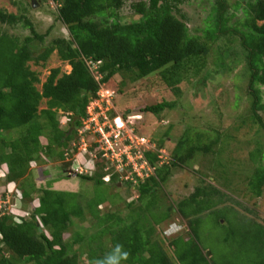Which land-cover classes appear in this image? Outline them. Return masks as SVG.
<instances>
[{
  "label": "trees",
  "instance_id": "trees-1",
  "mask_svg": "<svg viewBox=\"0 0 264 264\" xmlns=\"http://www.w3.org/2000/svg\"><path fill=\"white\" fill-rule=\"evenodd\" d=\"M7 1L13 6L20 3ZM128 1L131 0H47L56 6V21L66 27L69 37L53 39L38 55L32 44H43L44 35L36 34L26 17L27 9L22 8L20 15L0 9V166L5 171L0 194L1 199H6L7 186L14 185V193H21L18 201L27 207L23 212L15 203L9 213L0 215V264H95L117 244L129 253L125 264H264V227L244 220L233 208L226 207L229 195L234 193L227 188L231 185L227 177H215L216 182L222 181L221 187L200 180L191 193L174 206L169 204L163 185L171 170L194 162L199 155H208L219 143L216 139L204 144L199 135L194 140L184 133L176 141L168 164L162 163L160 154L168 130L156 139L149 133L148 117L171 111L176 107L174 101L139 111L129 107L126 110L130 116H140L129 121L134 134L153 145V149L142 151L143 161L153 169L148 178L141 180L133 173L132 180H125L131 168L121 172L115 169L94 143L84 155L93 170L91 174H78L77 178L93 187L107 186L106 194H92L93 199L80 203L77 193L52 189L59 178L39 191L29 183L30 165L38 163L40 156L47 162L55 158L66 169L71 168L65 163L66 153L77 152L71 144L80 141L77 133L100 85L110 87L116 76L121 78V84L155 80L178 97L182 82L205 69L211 46L221 37H228L232 45L222 47L219 62L225 67V60H231L227 67L233 68L242 63L235 78L246 84L251 116L248 121L264 131L260 115L264 113V0L248 1L242 9L243 19L237 20L234 27L227 26L230 4L225 0H205L212 7L204 38L189 34L185 17L178 9L191 0H139L129 6L139 18L122 23L119 14ZM17 26L29 35L20 39L8 33ZM53 53L71 71L61 74L59 68L53 69L38 90V75L28 63H45ZM87 62L100 64L91 73ZM96 77H100L98 82ZM112 92L115 100L116 91ZM43 100L46 108L39 111ZM114 105L126 117V111H120L117 103ZM59 111V120H65L64 124L58 120ZM13 132L18 137L11 138ZM105 177L109 178L107 182ZM119 183L136 192L135 203H128L129 208L132 204L135 207L125 219L119 216L120 212L102 213L98 209L109 202L114 194L110 190ZM263 187L264 168L259 167L249 176L245 193L260 198ZM35 201L37 205L33 204ZM173 213L185 224L183 235L167 240L160 231L155 238V228L169 221ZM74 219L89 223L81 229L84 234L73 233ZM205 223H209L211 231H220L213 241H219L228 251L214 250L208 258L207 239L202 231ZM65 235L71 239L65 240ZM165 247L172 251L167 253Z\"/></svg>",
  "mask_w": 264,
  "mask_h": 264
},
{
  "label": "rangeland",
  "instance_id": "rangeland-1",
  "mask_svg": "<svg viewBox=\"0 0 264 264\" xmlns=\"http://www.w3.org/2000/svg\"><path fill=\"white\" fill-rule=\"evenodd\" d=\"M19 1L21 4L18 2L16 6H13L7 0H0V9L6 13L17 15L22 13V8L25 7L27 9L26 17L36 34L39 36L44 35L43 44L36 41L32 44L36 55L48 47L53 39L69 37L66 27L59 21H56V6L48 4L47 0H36L38 6L30 8V0ZM137 1L139 0H131L123 5L119 14V19L122 23L133 22L139 18L129 9V6ZM225 1L231 5L227 10L230 14L228 15L227 26L234 27L237 20L243 19L242 9L248 1L252 0ZM232 5H235V7L232 8ZM238 5H240V9L237 8ZM211 7V2L206 3L205 0H191L178 8L180 14L185 17V23L190 35L204 38L203 31L207 27L206 23L210 22L207 21V18L209 17L208 14ZM231 16H234V18H230ZM8 33L17 35L20 39L29 35L27 30L21 29L19 26L9 29ZM228 40V37H221V39L211 46L205 69L198 76L189 77V81L182 82L180 86L181 93L178 97H175L160 82L155 83V80L153 82L145 80L134 83L125 81L124 84H121V78L116 76L110 82V87L108 88L111 91L112 89L116 91L115 96L117 98L114 100V104L117 103L118 108L122 112L128 110V107L131 110L139 111L141 108L153 106L164 101H174L176 103V107L171 111H165L155 118L148 117V119H151V123L149 122V133L155 136L156 139L161 138V135L168 130V138L164 142V149L160 154V159L164 164H168L176 141L184 133H187L188 137H193L194 140L199 135V141L204 144L218 139L219 143L213 146L212 152L208 155H199L194 162L171 170L169 178L163 185V190L167 195L169 204L174 206L177 201L191 193L200 180L221 187L222 181L220 179L219 182L215 181V177L221 175L223 178L227 177L231 183V185L228 184L227 188L229 187V189L234 191L233 194L229 195L232 200L229 199L226 207L233 208L238 215L244 217V220L255 221L264 227V187L260 198L245 193L247 180L252 172L256 168H264V131L258 125L248 121L251 116L249 112L250 99L245 91L246 84L243 83V80L235 78V73L240 71V66H243L241 65L242 63L237 64L233 68L232 66L227 67L228 62L231 60H225V67L221 66L219 62L222 47L232 45ZM28 66L31 71L38 75L40 82L35 85L38 90L41 89L42 84L53 69L59 68L61 74H68L71 71L67 63L59 60L56 53H53L45 63L34 64L30 62ZM261 91L264 102V86L261 87ZM45 108L46 104L45 100H43L38 110L40 111ZM95 108L100 109L101 105L91 103L88 110L90 113H93V109ZM128 112L126 111L125 113L128 115ZM61 114V111H59L57 114V116L59 115L58 120ZM260 115L264 122V113H260ZM142 118L144 119V117ZM136 119L131 121H136ZM59 121L62 124L65 123L63 119ZM89 131L83 128L79 129L77 136L80 141L77 143L73 141L71 144V147H75L77 152H74L75 154L72 155L66 153L65 163L70 164V169H66L60 160L53 158L47 162L43 156H40L38 163L33 162L30 165L28 181L31 185L33 184L36 191L45 188L48 182L56 181L59 178V183L51 185L52 189L77 193L80 203L93 199L92 194L102 196L107 193V186L93 187L91 183L77 178L78 174H91L93 170L92 163L90 160L86 161L84 155L88 153V150L98 139L94 137V133L91 132L92 130ZM16 137H18V133L13 132L11 138ZM138 139L137 137L136 140L138 141ZM147 149H153V145L149 144V142ZM258 151H260L259 156L257 155ZM250 154L253 157L252 161L250 160ZM129 161L133 164L135 163L133 158H129ZM109 162L113 163L115 169L120 171V161ZM4 174V168L0 166V193L3 186ZM14 189V185L7 186L6 197H8L4 200L1 199L2 195L0 194V215L1 213H9L12 205L15 203L17 209L23 212L27 209L26 204L18 201L21 193L15 194ZM111 193L114 194L110 196L109 202L104 205L106 209L104 206H99L98 209L102 213L108 211L109 213L120 212L119 216L125 219L135 207L132 204V207L129 208L128 203H135L136 192L119 183L116 189L110 190ZM33 204L37 205V201ZM221 224L226 225L225 222H221ZM184 225V222L180 220L177 214L173 213L169 221L162 222L158 228H155V238H158L160 231H162L163 237L167 240L173 239L178 235H183L185 231ZM88 226V222L80 223L74 219L72 231L73 233L79 231L80 234H84V230L81 229ZM202 231L205 232V238L207 239V252L211 253L214 250L221 252L224 250L219 241H213L214 237L217 238L220 235L219 230L211 231L209 223H205ZM73 233H70L71 237ZM70 236L65 235V240L68 237L70 240ZM164 250L167 253L172 251L166 247ZM224 251H228V249ZM207 252L206 255H208ZM210 257L211 255L208 256V258ZM84 261L82 259V262Z\"/></svg>",
  "mask_w": 264,
  "mask_h": 264
},
{
  "label": "built area",
  "instance_id": "built-area-1",
  "mask_svg": "<svg viewBox=\"0 0 264 264\" xmlns=\"http://www.w3.org/2000/svg\"><path fill=\"white\" fill-rule=\"evenodd\" d=\"M99 64L100 62L95 64L87 62L86 65L90 72L94 73ZM99 78L96 77L95 80L98 82ZM92 104L101 105V108L93 109V113H90L87 108V116L83 121L82 128L88 132L92 130L94 137L98 139L96 144L99 146V151L103 153V157L112 162L120 161V171L128 167L131 168V173L125 177V180H132L131 174L133 173L141 180L150 176L153 169L143 161L142 154L143 150H147L148 142L141 138L137 141V136L129 124L130 120L139 119V117L130 116V114L126 117L123 116L114 105L113 92L103 85H100L97 98ZM111 113L114 114L113 117ZM123 157H125V162H123ZM129 158H133L135 166L129 161ZM141 161L143 163H139ZM105 178L104 181L107 182L109 178Z\"/></svg>",
  "mask_w": 264,
  "mask_h": 264
},
{
  "label": "clouds",
  "instance_id": "clouds-1",
  "mask_svg": "<svg viewBox=\"0 0 264 264\" xmlns=\"http://www.w3.org/2000/svg\"><path fill=\"white\" fill-rule=\"evenodd\" d=\"M129 114L130 112H128ZM128 259L129 253L124 250L122 245L117 244L105 258L95 261V264H125Z\"/></svg>",
  "mask_w": 264,
  "mask_h": 264
},
{
  "label": "water",
  "instance_id": "water-1",
  "mask_svg": "<svg viewBox=\"0 0 264 264\" xmlns=\"http://www.w3.org/2000/svg\"><path fill=\"white\" fill-rule=\"evenodd\" d=\"M30 4H31V7H32V8H35V7L38 6L36 0H30ZM207 254H208L207 256H210L209 252H207Z\"/></svg>",
  "mask_w": 264,
  "mask_h": 264
}]
</instances>
